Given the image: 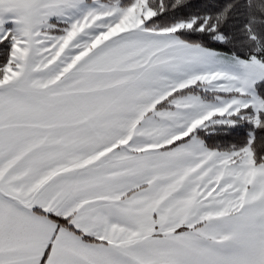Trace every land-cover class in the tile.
Returning <instances> with one entry per match:
<instances>
[{"label": "snow or ice", "instance_id": "1", "mask_svg": "<svg viewBox=\"0 0 264 264\" xmlns=\"http://www.w3.org/2000/svg\"><path fill=\"white\" fill-rule=\"evenodd\" d=\"M0 264H264V0H0Z\"/></svg>", "mask_w": 264, "mask_h": 264}]
</instances>
